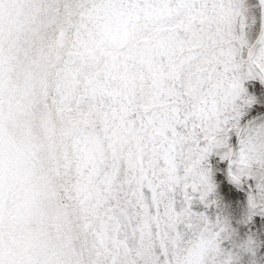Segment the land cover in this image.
<instances>
[{"label":"snow or ice","instance_id":"1","mask_svg":"<svg viewBox=\"0 0 264 264\" xmlns=\"http://www.w3.org/2000/svg\"><path fill=\"white\" fill-rule=\"evenodd\" d=\"M0 264H264V0H0Z\"/></svg>","mask_w":264,"mask_h":264}]
</instances>
